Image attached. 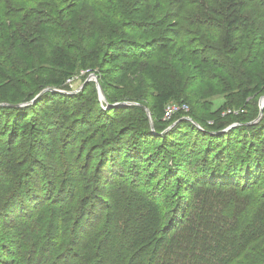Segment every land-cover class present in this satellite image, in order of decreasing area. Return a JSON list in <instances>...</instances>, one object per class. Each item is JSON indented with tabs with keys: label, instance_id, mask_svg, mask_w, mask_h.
Returning a JSON list of instances; mask_svg holds the SVG:
<instances>
[{
	"label": "trees",
	"instance_id": "16d2710c",
	"mask_svg": "<svg viewBox=\"0 0 264 264\" xmlns=\"http://www.w3.org/2000/svg\"><path fill=\"white\" fill-rule=\"evenodd\" d=\"M255 8L264 10V0H0V55L3 64L12 70L17 58L14 52L18 51L32 62L46 66L43 70L45 82L53 88L46 94L49 93L51 99H58L63 113L67 112L54 119L51 112L45 110L40 118L35 116L33 119L28 112L33 111L41 97L29 106L15 107L19 101L30 99L37 90L13 94L11 105L0 107V111H15L20 116L27 112L26 118L32 116L34 120L28 135L17 137L21 144L24 140L26 143L12 149L16 152L12 165L21 169L20 177L28 185L27 191L23 193V183L18 181L17 193H0V200L4 203L0 214L9 216L8 206L28 202L33 209L29 217L35 220V228L44 232L35 234L33 229L34 239L46 236L50 241L63 238L74 242L77 232L79 251L73 257L77 264H264V111L258 123L243 122L228 134L221 133L226 128L221 122L216 135H211L210 129L197 128L194 123L180 127L181 132L175 137L189 131L199 139L192 145L194 149L187 148L184 154L189 152V155L196 148L204 147L202 158L196 159L200 163L184 180L182 177L177 179L180 166L174 163V154H166L171 147L167 140L162 138L165 146L152 153L143 145H134V137L126 138L128 130L108 131L109 127L118 126L120 121L107 116L103 111L109 109L101 107L98 120L101 125L95 128L90 124L94 112H91L84 93L67 95L64 90L67 81L80 70H99L101 46L74 43H79L78 36L87 30L94 31L99 36L98 41L106 38L107 55L117 51L128 56H146L151 53L150 49L162 51L148 68L154 78H168L161 84L153 82L151 86L156 93L157 119L163 121L167 106L183 89L177 88L178 83L175 85L172 81L175 65H182L185 72L198 70L202 75L200 82L206 77V69L212 67L219 68L229 77L225 66L220 65L216 58L204 60L202 55L214 54L217 57L218 54H226L234 60L239 59L245 42L255 34ZM176 19L185 20L183 23L188 27H197L207 34L212 27L219 28L224 32V41L208 50L199 47L195 38L188 41L184 35H178V39L184 38L181 42L186 46L174 43L173 39L169 41V48L164 47L163 34H167L161 29ZM18 22L22 24L18 28L20 31L16 26ZM166 32L174 34L167 29ZM194 43L196 51H188ZM125 79L120 83H125ZM240 88H244L247 99L250 96L248 88ZM262 89L264 83L257 84V91ZM133 106L112 110H137L145 115L142 106ZM83 111L86 121L79 122L76 117ZM57 125L60 126L59 132L51 137L53 143L46 144L43 157L39 158L43 162L35 161V156L29 151L30 145L34 143L36 146L32 147L39 148L45 134L53 132ZM77 127L82 130H76ZM26 129L25 125L21 127L22 134ZM146 136L147 143L156 138L150 132ZM235 139L240 140V149L228 156L227 145ZM98 143L99 150L105 147L101 151L99 165L95 166L93 146ZM150 155L157 157L159 169L147 175L145 181L139 175L140 171L130 179L135 189L143 186V192L117 191L118 188H113L111 193L106 191L100 176L104 172L118 174L107 169L108 160L111 162L125 156L143 163ZM84 162L88 165L82 173L78 166H83ZM134 166L140 169L139 165ZM164 166H167L165 170ZM90 170H93L92 175ZM72 172L74 177L69 176ZM159 172L162 177L152 183ZM33 175H37L35 184L31 180ZM175 179L176 193H157L161 189L159 186L165 192L170 190ZM105 180L107 185L109 180L104 179V183ZM185 181L189 191L199 184L221 189L235 188L228 193H182ZM100 206L104 208L99 214ZM103 215V222L98 223L93 232L82 235L87 232L82 224L84 219L88 218L92 223ZM38 246L42 252L51 244L44 241ZM57 246L62 247V242Z\"/></svg>",
	"mask_w": 264,
	"mask_h": 264
},
{
	"label": "rangeland",
	"instance_id": "374dc122",
	"mask_svg": "<svg viewBox=\"0 0 264 264\" xmlns=\"http://www.w3.org/2000/svg\"><path fill=\"white\" fill-rule=\"evenodd\" d=\"M255 10V34L245 42L244 49L238 55L239 59L234 60L233 57H229L226 54H218L217 57L214 56V54L213 56L201 54L204 60L207 58L210 59L211 57L216 58L220 65L225 66V71L229 73V77L219 68L212 67L206 69V77L203 82H200L199 77L202 75L198 70L191 69L190 72H185L181 67L182 65H175L173 74L174 79L172 81L175 85L178 83L177 88L182 87L183 89L180 90L178 97L171 101L173 103L169 105L182 107L188 106L189 110H181L180 112L175 113V117L169 120H166L164 117L163 121H158L157 115L159 112L155 108L154 100L156 93L153 87H151L153 86V82L161 84L168 78H154L150 72V68H148L149 64L161 56L162 51L160 54L158 50L150 49L149 52L151 53L146 56H132V54H129L128 56L121 54L123 52L119 53L117 51L109 52L110 55H107L106 38H104V41H98L99 36H96L94 31L87 30L86 33H81L78 36L79 43L78 41L74 43L79 46H101L99 48L101 51V58L98 62V65L100 66L99 70H80L76 76L73 77L72 82L67 81L68 85L65 86V93H67V95L79 92L84 93L85 100H88L89 102L88 105H90L89 108L91 112H94V119L91 120L90 118V124L95 128L101 125L98 122L100 118L99 115L102 113L100 109L101 107L104 110L109 109L103 111L107 113V116L115 118L116 121H120L118 126L109 127L111 129L108 128V131L113 129H117L119 132L123 129L128 130L126 138H130L131 136L134 137V139H136L134 145H136V143H138L139 146L143 145V147L152 153V151L154 152L156 149L165 146L162 143V138L167 140L171 147L166 151V154H174L175 158L173 161L180 166V174L177 175V179L182 177L185 180L187 176L191 175L195 165L200 163V161L198 162L196 159H200L199 157L202 158L204 147L201 146L196 148L194 153H190L189 155H187L189 152H185L184 154V151L187 148H192L193 150L194 147H192V145L195 143V140L199 141V139L196 138V134L189 131H185V134L175 137L174 135L181 132L180 127L189 123H194L197 125V128L204 131L210 129L208 131H210L211 135H216L218 134L216 132L217 128H219L218 124L221 122L226 125V128L221 133L226 132L228 134L230 131L233 132L232 129L239 128L243 122L251 123L254 121L255 123V121H259L258 119L263 113L261 102L264 97V89L257 91V84L261 85L264 83V10L257 8H255ZM184 21L185 20L176 19L174 22H169L162 27V32L167 34H163L162 44L164 47L169 48L171 46V42L169 41L173 39L174 43L184 45L181 42L184 38L178 39V35H184L188 41L195 38V43L197 42L196 40H198L199 47H202V49L210 50L211 48L218 47L219 43H223L224 32L219 28L212 27L210 33L207 34V32L199 31L197 27H188L186 23H183ZM16 26L17 30L20 31L18 28L22 27V24L20 25L18 22L16 23ZM166 29L168 31H173L172 33L174 34H168L169 32H166ZM182 30L186 31L181 32ZM130 34L132 35V33ZM200 39H202V43H200ZM195 43L188 49L184 48L190 52L196 51ZM235 45L238 46L239 43L236 41ZM14 54L17 58L14 59L16 61L13 63L12 70H9L6 65L3 64V58L0 55V107L9 105L11 96H14L13 94H28L31 91L34 93V91L37 90L30 99L19 101L15 107L19 108L22 104H29L35 97L42 94L41 100L37 106L34 105L35 107L33 108V111L28 112L33 116V119L35 116L40 118L41 113L45 110L51 112L54 119H56L57 116L65 115L67 112L64 111L63 113V107L60 106L59 100L51 99L48 96L49 93L46 94L47 91L53 89L46 85L45 82L43 70L46 66L41 65L37 61L32 62L22 52L17 51L14 52ZM164 59L168 60L169 57H164ZM174 63L177 62L174 61ZM132 71H135V74L130 75ZM124 78H126L124 80L125 83H120ZM240 87L248 88L247 92H249L250 96L247 99L244 97V88L241 89ZM99 90H101L102 94H100ZM126 93L130 94L128 97H123ZM102 96L105 98L104 101L101 99ZM16 100L18 101V99ZM122 103H133V107L142 106L145 115L140 114L137 110H112L114 108H123L113 107V105ZM83 113L84 111L76 117L79 119V122L86 121L84 116H82ZM227 114L232 115L226 116ZM26 115L27 112L20 116V114H17L15 111H0V193H17L18 187L16 183L18 181L23 183L21 188L23 193H26L27 191L28 185H26V182H23L20 177L21 169L12 165L14 156L16 155V152H13L12 149L22 147L27 141L24 140L25 142L21 144V139L17 137L20 135H28L29 126L34 123L32 116L26 118ZM24 125L27 129L24 130V133L22 134L20 130ZM59 127L60 126L57 125L53 128V132L45 134L43 144L39 148H33L32 146H36L34 143L30 145L29 151L35 156V161L40 163L43 162V160H39V158L41 159L43 157L41 155L46 150V144L53 143L51 137H55L57 132H59ZM87 128L89 127L86 126V129ZM79 129L82 130L81 127L76 128V130ZM149 132L156 138L150 143H147L148 139L146 133ZM64 133L67 134L66 132ZM85 133H87V131ZM74 136H76V134ZM239 141V139H235L234 141H231L232 143L227 145V148L229 149L227 152L228 156L233 155V153H238L237 150L240 149ZM200 142L202 143L204 141ZM99 147L100 143L93 146L94 153H96V159L94 162L95 166L99 165L100 154L105 146L102 147L101 150H99ZM118 151L119 150L116 152ZM152 159L153 161H151ZM109 161L110 160L107 161V169L111 170L110 173L118 174L110 175L109 172H104L99 178L100 181L105 184L108 193L113 192V188H118L117 191L143 192V186L139 190L134 188L133 184L130 182L131 177L134 178L136 172L140 171L139 175H142V179L145 181L148 177L147 175L155 173L160 165L157 157H151V155L150 158H146L143 163L136 162L135 160L131 161L125 156H119L113 161ZM135 164L139 165L140 169H137V166H134ZM87 165L88 163L84 162L83 166H78V170L83 173ZM166 168L167 166H164L163 170ZM89 173L92 175L93 170H90ZM121 175L123 176L121 177ZM69 176L74 177L75 173L72 172ZM161 177L162 175L159 172V176L152 180V183H155V181ZM104 179L109 180L107 185V181L105 180L104 183ZM263 179L264 178H262V180ZM31 180L32 183H37V175H33ZM176 182L177 180L175 179L171 183L170 190L172 192L170 190L165 192L164 188L159 186L161 189L158 190L157 193H176ZM184 186L182 193H210L212 191L216 193H228L235 188L229 186L227 189H221L218 186L211 187L206 184H199L195 186V189L191 188L189 191L186 181ZM3 207L4 203L0 200V209H3ZM103 208V206H100L101 210H98L99 214ZM7 210L9 211V216L4 215L3 213L0 214V264H77V259L73 258L79 251V246L77 245V232H75L74 242L71 240H64L63 238L50 241L46 236H41L36 240V238L34 239V235L37 232H44L37 230L34 226L35 220L29 217L33 211V209L30 208L29 203H17L14 206H8ZM104 215L100 220H98V217L92 221V223H90L88 218L84 219L82 224L87 232L82 235H88L87 233L93 232L98 223L103 222ZM44 241H49L51 246L44 247L43 251L40 252L39 249L41 247L38 245L43 244ZM59 242H62V247L57 246Z\"/></svg>",
	"mask_w": 264,
	"mask_h": 264
},
{
	"label": "built area",
	"instance_id": "2783aa9c",
	"mask_svg": "<svg viewBox=\"0 0 264 264\" xmlns=\"http://www.w3.org/2000/svg\"><path fill=\"white\" fill-rule=\"evenodd\" d=\"M73 79V78H72ZM72 79H70L68 82H72ZM181 110H185L188 111L189 108L188 106H174V105H169L167 106L166 110H165V119L169 120L171 119L175 113L180 112Z\"/></svg>",
	"mask_w": 264,
	"mask_h": 264
},
{
	"label": "water",
	"instance_id": "95a60500",
	"mask_svg": "<svg viewBox=\"0 0 264 264\" xmlns=\"http://www.w3.org/2000/svg\"><path fill=\"white\" fill-rule=\"evenodd\" d=\"M100 91V94H102V92H101V90H99ZM42 96V94H40V95H38L31 103H29V104H24V105H22V106H29L30 104H34V103H36L38 100H39V98ZM103 101L105 100V98H104V96H102V98H101ZM261 104H262V112H263V107H264V97L262 98V102H261ZM132 105H134L133 103H122V104H116V105H113V107H129V106H132ZM263 114V113H262ZM262 114H261V116L259 117V119L258 120H260V118L262 117ZM257 122V121H256ZM226 131H228V130H226Z\"/></svg>",
	"mask_w": 264,
	"mask_h": 264
}]
</instances>
